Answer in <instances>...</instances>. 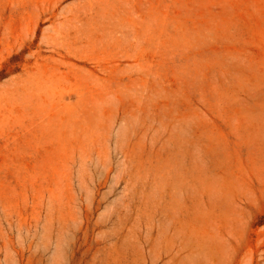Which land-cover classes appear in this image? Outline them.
I'll list each match as a JSON object with an SVG mask.
<instances>
[{"label":"rangeland","instance_id":"rangeland-1","mask_svg":"<svg viewBox=\"0 0 264 264\" xmlns=\"http://www.w3.org/2000/svg\"><path fill=\"white\" fill-rule=\"evenodd\" d=\"M0 264H264V0H0Z\"/></svg>","mask_w":264,"mask_h":264}]
</instances>
